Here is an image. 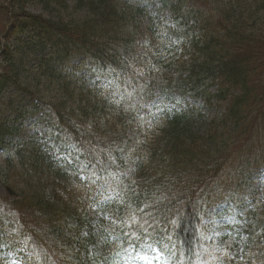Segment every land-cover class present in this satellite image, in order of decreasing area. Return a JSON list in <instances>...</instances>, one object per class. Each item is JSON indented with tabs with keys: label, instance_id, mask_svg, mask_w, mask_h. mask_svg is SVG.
<instances>
[{
	"label": "trees",
	"instance_id": "obj_1",
	"mask_svg": "<svg viewBox=\"0 0 264 264\" xmlns=\"http://www.w3.org/2000/svg\"><path fill=\"white\" fill-rule=\"evenodd\" d=\"M124 1L129 0H77L78 7L75 11L65 6L63 9L65 15L50 21L52 23L37 22L38 25H34L32 17L19 14L15 18L20 23L11 28V33L17 36L19 43V31L34 25L39 27L41 33L47 32L52 36L58 34L61 39L80 42L87 47V53L91 56H95V51L88 48L92 46L104 47L102 50H96V55L101 58L111 52L112 48L113 52L120 54L122 48L118 44L131 43L130 37L118 43L121 25L123 22H128L124 12L128 3ZM247 1L249 0H160L162 7L169 9L171 15L175 17L177 30L170 26L166 30L171 37L176 36L180 29L184 31L189 28L192 31L200 28L199 32L192 35V42L196 49L201 51L206 49L207 56L204 58L201 56L183 66L191 77L202 81L193 90H204L209 84H214L224 76L223 90L230 87L241 92V97L238 100H231L224 112V122H229L231 128H226L220 138L221 146L218 149L213 153H198V145L202 140L199 136L192 137L194 134H191L189 128L172 134L176 143L175 140L171 141L162 134V140L168 148V154L163 156L166 161L157 167L155 164L154 167H146L139 179L142 189L137 197L140 200L143 192L146 191L145 196L149 199L145 200L144 213H141L139 205L134 206L137 209L135 211L137 218L143 222V215L152 213L159 222V227L167 228V235L173 239L178 237L184 242L177 254L170 258L171 264H264V218L257 217L258 213H255V210L258 206L247 209V215L251 219L249 229L246 230L249 246L241 258L233 260L223 251H209L207 242L201 239L203 231V226L199 223L201 209L196 208L201 206L185 202V200H194L193 198L209 200L213 204L218 200H247L250 178L259 168H264V0H250L253 10L244 7L250 2ZM242 2L246 3L242 4ZM214 4L221 7L220 10L211 9ZM250 6L249 4L247 7ZM54 8L59 10L57 6ZM82 9L83 11H79ZM239 9H242V12L240 17L236 18L233 13ZM207 11H210L208 21ZM104 16H108L109 23L98 22V24L105 26L112 45L108 39L101 42V40L86 41L77 38L80 35H96L98 25L90 20L92 17L99 19ZM211 27L218 30L212 32ZM219 30L225 33L223 36L226 35L228 40L218 38L222 37L218 34ZM201 33L203 39L199 38ZM28 34L32 35L33 29H29ZM40 41L39 38H28L26 42L13 47V50L0 46L4 62L6 61L10 66L24 65L29 58L33 59L32 53L38 52L34 66L46 67L61 79L63 73L59 56L65 53L51 51L46 41ZM199 42L202 44L198 45ZM16 55L17 58L14 60L12 57ZM64 83L66 84L65 80ZM58 114L61 116L62 112L59 110ZM13 121L14 118L0 117V138L11 148L19 144L6 138V135L14 134L17 129ZM31 137L34 147L28 154L19 155L20 164L16 166L21 181L26 177H35L37 173L33 172L41 169L42 164L49 166L50 162L49 155L45 154L46 150H42L37 144V136L31 135ZM190 137L192 138L187 141L186 139ZM25 146V143L19 145L13 151L15 152L17 148L24 149ZM183 150L192 151L197 156L193 162H198L199 172L188 169ZM155 155L157 156V152ZM191 158L193 157L189 159ZM224 162L226 164L221 174L216 176L218 175L216 168L222 166ZM6 163L10 164L7 167L9 171L14 169L13 162ZM189 171L192 172L190 181L197 180L196 185H201L202 179H206L205 184L192 186L185 182L184 176ZM14 175L17 174L14 172ZM12 179L8 177L5 180ZM9 187L10 185L7 184L8 189ZM40 191L43 193L44 188ZM135 191L136 189L133 192ZM65 194L67 192H64V197ZM78 197L84 198L80 194ZM38 199L44 206V210L39 208L38 213L46 215V227L43 235L38 236V249L31 264H98L106 256L107 251L105 249V253L99 252L97 248L92 249V246L103 239L108 246L110 232L121 237L122 232L130 230L127 225L117 226V222L112 221L113 207L109 221L104 222L99 218L95 221L96 218L91 217L87 207L97 204L98 200H79L76 207H71L66 199L63 200L58 195L42 196ZM108 204L109 202L106 201L98 205L104 214L109 213L112 204ZM33 205L38 207L37 203ZM260 209L264 215V206H260ZM58 220L65 227L69 228L71 224V227L75 228L76 232L69 236L70 240L66 238L63 240L60 237L62 229ZM197 253L199 260L196 258Z\"/></svg>",
	"mask_w": 264,
	"mask_h": 264
},
{
	"label": "snow or ice",
	"instance_id": "obj_2",
	"mask_svg": "<svg viewBox=\"0 0 264 264\" xmlns=\"http://www.w3.org/2000/svg\"><path fill=\"white\" fill-rule=\"evenodd\" d=\"M140 211L144 213V209ZM142 220L143 222L133 216L131 222L127 224L130 230L121 234V239L128 245L124 249L127 259L133 261V264L135 261H140L141 264H154V262L155 264H171L170 258L177 254L184 242L180 241L178 237L173 239L167 235V228L161 229L152 213H145ZM166 223L168 222L166 221ZM233 223H239V221L234 219ZM237 234H239V230H237ZM219 235L221 233H214L212 238L202 237L201 239L207 241ZM242 238L247 239L246 237ZM228 246H231V242L228 243ZM216 251H220V249H216ZM181 254L183 255L182 252ZM196 258L199 260V253L196 254Z\"/></svg>",
	"mask_w": 264,
	"mask_h": 264
},
{
	"label": "rangeland",
	"instance_id": "obj_3",
	"mask_svg": "<svg viewBox=\"0 0 264 264\" xmlns=\"http://www.w3.org/2000/svg\"><path fill=\"white\" fill-rule=\"evenodd\" d=\"M259 182H260V186H259V195L261 197L262 200H258V202H264V175L263 177L259 178ZM2 190L1 186H0V191ZM234 215L232 214H226V215H222L220 217H218L215 222L213 227L216 228L213 231L214 233H218V231H216L218 228H224V231L227 234L228 238H231L234 240L235 243H237V248L236 251L238 252L241 248V243L243 242V238L242 236L239 234H237V230H241V228L243 227V221L241 219H235V221H239V223H233L234 220ZM234 230V231H232Z\"/></svg>",
	"mask_w": 264,
	"mask_h": 264
}]
</instances>
